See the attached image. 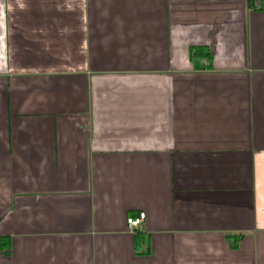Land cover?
<instances>
[{"label": "crops", "instance_id": "crops-1", "mask_svg": "<svg viewBox=\"0 0 264 264\" xmlns=\"http://www.w3.org/2000/svg\"><path fill=\"white\" fill-rule=\"evenodd\" d=\"M0 264H264V0H0Z\"/></svg>", "mask_w": 264, "mask_h": 264}, {"label": "built area", "instance_id": "built-area-1", "mask_svg": "<svg viewBox=\"0 0 264 264\" xmlns=\"http://www.w3.org/2000/svg\"><path fill=\"white\" fill-rule=\"evenodd\" d=\"M144 218V213H139L137 217H127L126 218V227L129 231L136 229L140 222Z\"/></svg>", "mask_w": 264, "mask_h": 264}, {"label": "trees", "instance_id": "trees-1", "mask_svg": "<svg viewBox=\"0 0 264 264\" xmlns=\"http://www.w3.org/2000/svg\"><path fill=\"white\" fill-rule=\"evenodd\" d=\"M197 51H200V52H202L204 55H206L207 53L205 52V51H203L202 49H198ZM196 51V52H197ZM4 244H2V246H3Z\"/></svg>", "mask_w": 264, "mask_h": 264}]
</instances>
